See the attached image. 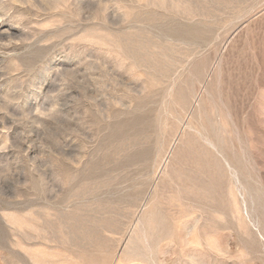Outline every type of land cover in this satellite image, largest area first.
I'll return each instance as SVG.
<instances>
[{"label": "rangeland", "instance_id": "1", "mask_svg": "<svg viewBox=\"0 0 264 264\" xmlns=\"http://www.w3.org/2000/svg\"><path fill=\"white\" fill-rule=\"evenodd\" d=\"M0 264H264V0H0Z\"/></svg>", "mask_w": 264, "mask_h": 264}, {"label": "bare ground", "instance_id": "2", "mask_svg": "<svg viewBox=\"0 0 264 264\" xmlns=\"http://www.w3.org/2000/svg\"><path fill=\"white\" fill-rule=\"evenodd\" d=\"M178 154H179V153H178ZM176 155H177V154H176ZM176 155H175V156H176ZM171 173H172V171H171ZM171 173H170V174H171ZM170 178H171V181H172L173 183H174L175 181H177V182L179 181L180 184H182V182H185V181H183V180L181 181L180 179H178L177 177H175V176H174V173H172V174L170 175ZM169 184H170V183H169ZM176 185H178V184L176 183ZM182 185L185 186L186 189L188 190V187L186 186L187 183H186V185H184V183H183ZM178 186H180V185H178ZM178 186H177V187H178ZM180 187H182V186H180ZM185 187L181 188V190H182V189L184 190ZM182 193H183V192H182ZM184 193H185V191H184ZM186 194H187V193H186ZM185 196H189V195H185ZM186 198H187V197H186ZM188 198H189V197H188ZM188 200H189V199H188Z\"/></svg>", "mask_w": 264, "mask_h": 264}]
</instances>
